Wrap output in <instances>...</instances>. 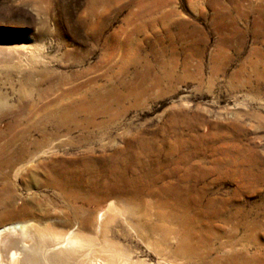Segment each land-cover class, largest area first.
<instances>
[{
    "label": "rangeland",
    "instance_id": "1",
    "mask_svg": "<svg viewBox=\"0 0 264 264\" xmlns=\"http://www.w3.org/2000/svg\"><path fill=\"white\" fill-rule=\"evenodd\" d=\"M0 155V228L264 264V0H0Z\"/></svg>",
    "mask_w": 264,
    "mask_h": 264
},
{
    "label": "bare ground",
    "instance_id": "2",
    "mask_svg": "<svg viewBox=\"0 0 264 264\" xmlns=\"http://www.w3.org/2000/svg\"><path fill=\"white\" fill-rule=\"evenodd\" d=\"M81 109V105L74 104L59 107L56 111L59 113L66 111L74 116ZM10 167L11 164L0 163L2 171H8ZM111 217L110 209L101 211L99 214L101 239L86 238L75 232H71L65 238L57 237L55 233L52 234L55 238H51L50 232L48 237L42 229L35 225L4 226L0 228V264H135L127 258L119 259V257L122 258L121 253L111 245L113 244L111 241L105 238L104 227ZM91 249L96 252L92 257L85 253ZM102 253L106 254L103 259L102 255L100 256Z\"/></svg>",
    "mask_w": 264,
    "mask_h": 264
}]
</instances>
